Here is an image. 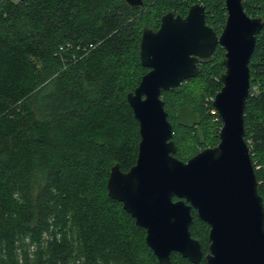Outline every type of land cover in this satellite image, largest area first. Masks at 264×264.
Segmentation results:
<instances>
[{"label":"trees","instance_id":"trees-1","mask_svg":"<svg viewBox=\"0 0 264 264\" xmlns=\"http://www.w3.org/2000/svg\"><path fill=\"white\" fill-rule=\"evenodd\" d=\"M195 3L219 34L225 0H0V264H160L107 180L114 163L127 171L137 158L127 93L148 71L142 30ZM242 4L250 16L264 13V0ZM223 55L217 45L196 76L161 91L181 160L219 141L212 100ZM248 67L244 137L264 203V26ZM191 215L205 254L209 226ZM170 264L207 263L172 252Z\"/></svg>","mask_w":264,"mask_h":264},{"label":"water","instance_id":"water-1","mask_svg":"<svg viewBox=\"0 0 264 264\" xmlns=\"http://www.w3.org/2000/svg\"><path fill=\"white\" fill-rule=\"evenodd\" d=\"M125 1L142 5V0ZM225 9L219 34L206 24L200 3L184 16L166 12L157 29L141 33L139 59L148 71L127 93L139 127L137 158L127 171L111 166L107 190L145 229L146 244L160 264H170L172 252L193 263L203 258L207 264H264V203L244 137L248 62L264 13L248 15L242 0H225ZM217 45L224 49L222 86L212 100L221 121L219 141L184 161L174 156L161 91L196 76L198 61ZM192 208L209 226L205 254L189 230Z\"/></svg>","mask_w":264,"mask_h":264}]
</instances>
